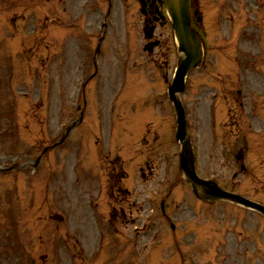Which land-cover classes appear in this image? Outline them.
<instances>
[{
  "label": "rangeland",
  "instance_id": "obj_1",
  "mask_svg": "<svg viewBox=\"0 0 264 264\" xmlns=\"http://www.w3.org/2000/svg\"><path fill=\"white\" fill-rule=\"evenodd\" d=\"M196 2L205 59L180 96L197 173L264 204V0H230L222 12L220 0ZM141 5L115 0L83 123L40 155L80 115L107 0H0V167L23 164L0 172V264H264V217L201 205L181 173L166 95L177 45L164 22L155 32L163 52L144 50ZM161 206L179 220L174 233ZM178 243L183 260L169 255Z\"/></svg>",
  "mask_w": 264,
  "mask_h": 264
},
{
  "label": "water",
  "instance_id": "obj_2",
  "mask_svg": "<svg viewBox=\"0 0 264 264\" xmlns=\"http://www.w3.org/2000/svg\"><path fill=\"white\" fill-rule=\"evenodd\" d=\"M166 1L167 11H169L170 16L173 21V26L176 32L177 42L179 44L178 49L182 51L183 56L179 59L177 70L173 82L169 87V95L173 101V105L176 109L177 117V137L182 142V150L180 153V163L181 169L185 173L192 183L200 184V187L205 193L210 194L212 197H219L229 199L234 202L243 203L245 206L255 207L262 212L264 208L257 205L252 200L246 199L241 195L231 193L228 191H223L211 182H203L198 177H196L193 170V157L188 144V138L186 136V122L184 119V110L180 104L178 97V92L184 88V77L188 69L192 66L198 65L201 60V44L198 41V37L194 35L191 31L188 21V10L186 0H164Z\"/></svg>",
  "mask_w": 264,
  "mask_h": 264
},
{
  "label": "flooded vegetation",
  "instance_id": "obj_3",
  "mask_svg": "<svg viewBox=\"0 0 264 264\" xmlns=\"http://www.w3.org/2000/svg\"><path fill=\"white\" fill-rule=\"evenodd\" d=\"M145 2V4H146V11L145 12H147V20L148 21H158L159 20V18H158V15H157V13L155 12L156 11V9H157V3H156V1H154V0H145L144 1Z\"/></svg>",
  "mask_w": 264,
  "mask_h": 264
},
{
  "label": "bare ground",
  "instance_id": "obj_4",
  "mask_svg": "<svg viewBox=\"0 0 264 264\" xmlns=\"http://www.w3.org/2000/svg\"><path fill=\"white\" fill-rule=\"evenodd\" d=\"M138 83L141 84V81L138 80ZM131 85H132V84L130 83L129 86H130V88L132 89V86H131ZM124 94H125V93H124ZM135 96H136V95L133 93V97H135Z\"/></svg>",
  "mask_w": 264,
  "mask_h": 264
}]
</instances>
